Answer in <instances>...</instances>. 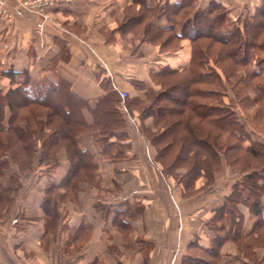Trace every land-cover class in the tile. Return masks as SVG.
<instances>
[{
    "label": "crops",
    "instance_id": "1",
    "mask_svg": "<svg viewBox=\"0 0 264 264\" xmlns=\"http://www.w3.org/2000/svg\"><path fill=\"white\" fill-rule=\"evenodd\" d=\"M210 1L197 5L196 0L195 4L206 7ZM216 1L227 7L233 21L254 16L263 5V0ZM7 2L13 18H0L1 89H5L3 84H11L6 73L9 70L20 73L18 80L23 72L36 77H59L69 82L74 93L87 100L92 109L110 89L146 100L148 89L160 88L152 77L156 69L185 66L190 60L187 39L179 48L162 52L158 44L143 39L140 27L123 25L128 15L140 9L133 0H71L56 4L49 8L51 20L45 22L42 35L36 29L40 19L37 14L22 9L16 0ZM146 2L155 7L164 0ZM152 20L155 25H168L165 17ZM186 46L185 54H180ZM118 108L126 120L119 132L126 133V138L111 141L115 142L114 149L126 144L124 152L103 155L98 138L91 132L81 133L79 145L93 154V176L99 183L96 186L83 182L75 202L67 200L60 205L59 227L75 232L70 244H82L81 251L74 255L56 252L54 256L44 250L41 240L53 244L56 240L53 232L45 233L48 218L41 208L44 195L40 193L37 205L31 208L34 211L22 210L21 220L11 221L10 214L0 219V264H24L22 257L27 248L38 253V259L34 257L31 264H170L171 260L174 264H196L194 261L203 259L219 264H252L251 258L239 254L236 244L224 238L225 230H217L222 218L213 220L241 175L224 165L211 184L205 186L206 178L200 177L195 193L185 195L182 184L164 174L155 162V147L139 131L137 109L131 115L123 103ZM83 113L92 123L90 109L85 108ZM144 124L155 130L153 117L146 118ZM58 159L59 165L48 177L55 183H60L70 168L64 150ZM239 208L245 215L243 228L248 231L252 224L247 221L249 212ZM19 221L22 226H18ZM211 221L214 226H209ZM217 236L224 240L217 245L219 255H212L207 249L217 244ZM255 251L257 257H264V247L257 246Z\"/></svg>",
    "mask_w": 264,
    "mask_h": 264
},
{
    "label": "trees",
    "instance_id": "2",
    "mask_svg": "<svg viewBox=\"0 0 264 264\" xmlns=\"http://www.w3.org/2000/svg\"><path fill=\"white\" fill-rule=\"evenodd\" d=\"M133 1L140 4V9L128 15L123 25L140 27L143 39L158 44L162 52L175 50L183 39H189V63L156 69L152 77L160 88L148 89L146 100L129 96L122 99L110 89L96 100L92 109L62 78L36 77L23 72L22 79L18 80L20 73L6 71L11 84L7 89L0 88V217L7 215L13 194L21 186V175L32 172L35 165L55 169L59 165L58 154L64 150L69 171L60 183H49L41 202L44 214L49 216L45 233L56 230L61 220V202L67 201L70 195L71 200H76L83 182L99 183L93 176L94 156L81 148L79 135L93 133L102 145L103 155L122 154L126 144L114 149L115 142L111 140L119 142L126 138V133L119 132L126 125L118 108L123 103L131 115L137 109L139 131L155 147V162L164 174L174 176L182 184L185 195L195 193L200 177L206 178L205 186L211 184L224 165L242 173L213 220L217 222L219 216L223 219L228 213L233 216L231 226L223 223L217 230H225L224 238L232 240L239 254L248 256L256 264L259 257L255 248L264 247L260 244L264 243V142L249 135L234 104L225 100V88L228 83L241 104L247 100L256 102L264 95V79L253 87L235 67L246 65L252 78L264 73V66L259 67L264 65V58L257 56L254 59L257 64H253L249 51L252 47L264 48V43L258 41L264 29V4L258 10L260 13L250 17V26L227 33L224 26L228 12L219 1L214 0L206 7L194 6L195 0H164L155 7L146 0ZM161 17L167 19V26L153 23L152 18ZM227 60L233 64L228 69L224 63ZM253 90L257 95L250 94ZM85 108L92 113V123L85 119ZM148 117H153L155 130L144 124ZM11 165H15V172L6 173ZM240 202L256 216L248 231L243 228ZM214 224L209 222V226ZM224 238L217 236V244L207 249L208 252L219 255L217 245ZM197 262L219 264L210 259L194 261Z\"/></svg>",
    "mask_w": 264,
    "mask_h": 264
},
{
    "label": "rangeland",
    "instance_id": "3",
    "mask_svg": "<svg viewBox=\"0 0 264 264\" xmlns=\"http://www.w3.org/2000/svg\"><path fill=\"white\" fill-rule=\"evenodd\" d=\"M172 1H174V0H172ZM207 1H209V0H207ZM212 1H214V0H211L210 2H212ZM195 2H196V0H195ZM197 2L199 3V4L197 3V5H203V2H205V0H197ZM263 4H264V1H263ZM197 5L194 4V6H196V7H197ZM225 9H227V7ZM227 12H228V9H227ZM258 13H260V11H258ZM234 21L231 20L230 17L228 18V21L225 23V26H224L225 32L228 33V32L233 31L234 28H239V26L237 27L236 22L240 25V28L247 26V25L250 26V24L252 23L250 17H248V16H245V18H243V19L239 18L238 21H236V20H234ZM189 32L192 33V29L189 30ZM258 41L264 43V30L262 31V34L259 36ZM186 42L188 43V45H191V42L189 39H187ZM187 48H188V46H186V49H183L180 54H182V55L185 54V52L187 51ZM249 51H250V58L252 57L251 62H253V60L257 56H259L260 59H261V57L264 58V48L259 50V49L252 47V49L250 48ZM184 57H186V56H184ZM181 59H183V58H181ZM180 63H183V60H181ZM224 63L226 65L227 69L231 68L233 65L231 60L224 61ZM253 64H257V62L254 60ZM262 66H264V65L263 64L259 65L260 68H262ZM235 67L238 69V74L241 75L243 80L251 83L253 87H255V85H254L255 83L257 84L258 81L260 82L262 79H264V73H263V75H260V77H258V78H252V76L249 75L247 72V69H249V68H245L246 65L244 67L243 65L238 64ZM252 67L258 68V65L257 66L253 65ZM3 85H4L5 89L8 87V85H6V84H3ZM226 87L227 88H225V91H226L225 100L229 103L234 104L236 111L238 113L239 119L245 125V129L249 132V135L252 136L255 140H260V141L264 142V95L262 94L263 96L261 95L260 97H258L259 99H257L256 102H253L252 100H249V101L247 100L241 104L238 102V99H237V96H236L234 90L230 87V85L228 83H227ZM257 93L254 90L250 92V94L252 96L257 95ZM241 97H243V95ZM248 143H249L248 141L245 142V144H248ZM6 157L10 158L9 155ZM35 166L36 167L32 171L35 173L34 176L29 175V173H32V172L24 173L21 175V177L26 175L25 179L23 182H21V186L19 187V189L13 194V201H12L10 207L8 208L7 215L10 214L9 219L11 221L15 222L16 220L17 221L21 220V216H22L21 213L23 212L22 210H24V209H29L30 211H34L31 208L34 207L33 205H37V202H38L39 198L41 197L40 193H42L44 195V189L51 182V181H49L48 177H50V174H51V172H53L54 169L53 170L49 169L47 166H39V165H35ZM230 168L235 173L238 172L240 175H242V173H240L237 169L232 168V167H230ZM12 172H15V165H11L10 169H8L6 173H12ZM6 177L7 176L2 178L3 183H5V181L7 179ZM240 178H241V176H240ZM16 195L19 196L18 197L19 201L17 203H15V196ZM71 197L72 196L70 195L68 197L69 198L68 200L75 202L74 199L71 200ZM263 200H264V194H263ZM240 206L244 207L245 210L247 208V210L249 212V216H248V220H247L248 224L249 225L251 223L253 224L254 220L256 219L255 214L251 213L249 207L247 205H245L244 203L240 202L238 207H240ZM62 214H64V213H62ZM5 217H0V219H6ZM48 217L49 216H46V218H48ZM231 217H233V216L230 215L229 213L227 214V217H225V218L223 217L222 225H223V223H226L228 226H231L232 221H233V219H231ZM244 217H245V215L243 213V219H242L243 223L245 221ZM47 221H48V219H47ZM17 224H19L18 226H22L20 221ZM252 224H251V226H252ZM74 233L75 232H73V231L66 230L63 226L62 227L58 226V228L56 230H54L52 233L55 236V240H56L55 244L48 243L45 239H44V241L41 240V244L43 245L44 250L46 252H49V254L52 253L54 255L56 252L58 254L65 252V253L74 255L76 252H80L82 247H83V245L80 243H78V244L75 243L74 245L70 244V242H72V238L74 236ZM260 244L262 245L264 243L261 241ZM261 247H263V246H261ZM30 250H32V249H30ZM30 250H29V248H27V250L25 251V254H23L22 259L24 258V261H23L24 264H28L30 261H32L34 259V257H37V259H38V253L37 252L36 253L30 252ZM53 250L55 251L54 253H53ZM173 261L171 260L170 264H174ZM256 262H257L256 264H264V260L261 261L260 258H258ZM30 264H31V262H30Z\"/></svg>",
    "mask_w": 264,
    "mask_h": 264
},
{
    "label": "built area",
    "instance_id": "4",
    "mask_svg": "<svg viewBox=\"0 0 264 264\" xmlns=\"http://www.w3.org/2000/svg\"><path fill=\"white\" fill-rule=\"evenodd\" d=\"M71 0H16V3L22 8L29 12L35 13L39 16V20L36 23V29L39 35L44 32V24L46 21L51 20L49 8L60 3H67ZM0 18L12 20L13 12L7 2V0H0ZM113 88L117 89L116 85ZM120 97L125 99L128 96L127 91L118 90Z\"/></svg>",
    "mask_w": 264,
    "mask_h": 264
}]
</instances>
